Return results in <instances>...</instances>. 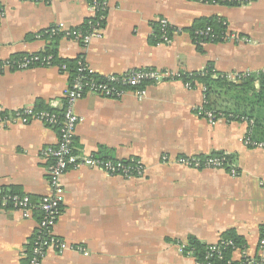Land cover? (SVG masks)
<instances>
[{"label": "crops", "instance_id": "1", "mask_svg": "<svg viewBox=\"0 0 264 264\" xmlns=\"http://www.w3.org/2000/svg\"><path fill=\"white\" fill-rule=\"evenodd\" d=\"M0 7V61L53 47L58 59L82 60L97 77L147 68L199 72L208 64L223 75L264 71V0L238 7L195 0H107L102 36L86 47L63 37L35 36L57 23L84 28L92 17L88 0H0ZM209 18L221 21L227 35L245 41L195 45L193 27ZM161 19L170 27L168 43L151 40ZM70 79L55 66L0 73V113L44 110L36 108L39 103L61 111ZM142 91L140 97L130 91L120 99L88 94L75 103L80 119L75 150L111 161L140 160L145 173L125 179L89 168L67 171L53 233L82 247L87 256L50 250L42 264H194L179 252V243L213 245L229 231L242 240L231 253L233 262L244 252L264 264L258 249L264 224V151L243 146L249 130L244 117L214 124L197 117L193 109L204 99L198 85L185 89L174 80ZM229 98L221 95L234 112ZM249 115L262 140L264 106L253 107ZM57 140L55 129L35 121L0 128V192L15 191L33 203L49 195V162L42 152L56 147ZM163 155L169 156V164L160 163ZM211 155L231 157L238 176L228 169L196 171L172 163L178 156ZM39 220L37 209L28 218L0 211V264H27Z\"/></svg>", "mask_w": 264, "mask_h": 264}, {"label": "built area", "instance_id": "2", "mask_svg": "<svg viewBox=\"0 0 264 264\" xmlns=\"http://www.w3.org/2000/svg\"><path fill=\"white\" fill-rule=\"evenodd\" d=\"M17 1L36 4H46L50 2V0ZM195 1L210 6L238 7L247 5L253 0ZM88 5L92 17L86 22V26L88 27L86 31H83L81 28L66 29L63 23H57L38 33L35 38L63 37L86 47L92 39H98L102 36L103 23L108 9L107 0H88ZM0 11H2L1 7ZM157 25L159 42L168 43L170 41V27L167 21L161 19L158 21ZM212 38V29L206 27L204 31L194 33V40L192 39V42L195 45L201 46L204 45V43H208ZM223 41L242 42L245 41V39H239L234 34L227 35L224 33L222 42ZM54 66L60 72L70 74V70L66 65H53L50 56L41 57L39 53L22 55L19 59L9 58L0 61V73L6 71H26L35 67L45 68ZM179 73L174 74L165 70L147 68L130 70L121 75L111 74L97 77L82 60H79L76 68L73 69V78L63 91L64 107L60 112L38 111L31 107H25L13 112L0 113V128H6L11 124L26 125L35 121L55 129L58 135L56 147L47 148L42 152V157L49 162L47 166L50 189L49 195L41 197L35 204L27 196L0 194V211L7 209L18 211L23 218H28L33 209H37L40 212V220L32 240L29 243L27 264H42L47 252L50 250L58 255L70 250L80 252L87 256V252L84 251L82 247L70 246L61 239L56 238L53 233L63 202L61 181L67 171L89 168L101 171L109 177H120L125 179L140 178L143 177L145 173V166L140 160L111 161L92 155L79 154L73 146L74 132L80 121L78 116L74 113L75 103L88 94L106 99H120L127 92L131 91L140 97L143 92L142 89H144L146 85H160L177 80L179 78ZM258 73L254 74L257 75ZM249 75L250 73H232L224 76L229 82L236 84ZM183 86L185 89H192L189 83H183ZM198 86H200L204 92L205 88L202 85ZM205 104L206 101L204 98L202 104L193 109V112L197 117L204 119L209 124H214L216 121L222 119L230 121L236 118L233 115L225 116L221 112L204 109ZM241 121L246 122L249 127L253 124L251 119L245 117L241 118ZM242 142L245 148L264 151V143L252 141L249 137V130L243 137ZM170 162L169 156L163 155L160 157L161 164H169ZM172 163L196 171L228 169L232 177H236L239 174L236 168L231 164V161L227 160L226 155L178 156L174 158ZM219 246H228L232 249V252L237 250V247L231 241L220 240L216 244L208 245V253L205 256V261L207 262L200 263L194 258L191 251L186 250L187 243H179L177 245L179 252L186 257L192 258L194 264H211L208 261L212 258L214 253L220 258L219 251H217ZM258 249L261 253H264V224L258 241ZM241 261L242 264H263L261 259L248 257L244 252H242L241 259L238 262ZM226 264H230V262L228 261Z\"/></svg>", "mask_w": 264, "mask_h": 264}, {"label": "trees", "instance_id": "3", "mask_svg": "<svg viewBox=\"0 0 264 264\" xmlns=\"http://www.w3.org/2000/svg\"><path fill=\"white\" fill-rule=\"evenodd\" d=\"M87 25V23H86ZM206 27L212 29L213 38L208 43H218L222 42L223 35L225 33V27L222 25L221 21H218L214 18L201 19L192 29L191 38L194 40V33L204 31ZM88 29L87 26L82 28L83 31ZM169 33H171L169 31ZM46 38V37H44ZM51 39V38H50ZM151 40L154 43H159L158 31L154 32V35L151 37ZM41 57L50 56L51 63L53 65H66L70 70L71 79L73 78V69L76 68L77 61H66L58 59L55 55V49L50 47L46 49L45 52L39 53ZM22 56V55H21ZM21 56L14 57V59H19ZM70 79V80H71ZM182 83H189L192 88H195V85H202L205 90L203 92L206 104L204 109L214 110L215 112H221L225 116L233 115L236 118L245 117L252 119L250 117V112L253 107L264 106V72L256 74H250L249 76L241 79L239 83L233 84L229 82L223 74L217 73L212 64H208L203 71L199 72H180L179 78L177 79ZM258 83V89H255L254 84ZM227 96L230 98L226 102L234 103V112L228 111L225 107L226 103H223L221 100V95ZM38 109H44V111H54L51 109L44 108L40 103L36 106ZM60 112V111H59ZM253 124L249 127V137L252 141L263 142L264 143V133L262 134V140L257 138V134L260 133V127L257 122L253 120ZM263 129V128H261ZM227 157V156H226ZM228 161H231V157H227ZM2 195H18L15 191H3L0 192ZM37 203V202H36ZM35 203V204H36ZM222 241H231L236 247L242 245V240L234 235L231 231L223 235ZM187 251H191L194 255V258L200 262L204 263L205 256L208 253V245H204L195 240H190L187 242ZM220 254L214 253L212 258L208 262L211 264H242L241 262H232L231 253L232 249L230 247L219 246L217 249Z\"/></svg>", "mask_w": 264, "mask_h": 264}, {"label": "rangeland", "instance_id": "4", "mask_svg": "<svg viewBox=\"0 0 264 264\" xmlns=\"http://www.w3.org/2000/svg\"><path fill=\"white\" fill-rule=\"evenodd\" d=\"M253 1H254V0H253ZM224 100H225V99H224ZM224 100H223V101H224Z\"/></svg>", "mask_w": 264, "mask_h": 264}]
</instances>
